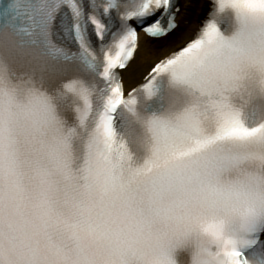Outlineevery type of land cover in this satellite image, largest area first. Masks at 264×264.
<instances>
[{"label":"clouds","instance_id":"obj_1","mask_svg":"<svg viewBox=\"0 0 264 264\" xmlns=\"http://www.w3.org/2000/svg\"><path fill=\"white\" fill-rule=\"evenodd\" d=\"M221 3L111 138L90 78L68 91L0 41V264H223L264 229V139L221 138L231 113L264 124V11Z\"/></svg>","mask_w":264,"mask_h":264},{"label":"snow or ice","instance_id":"obj_2","mask_svg":"<svg viewBox=\"0 0 264 264\" xmlns=\"http://www.w3.org/2000/svg\"><path fill=\"white\" fill-rule=\"evenodd\" d=\"M228 2L238 6L235 0H222L221 8ZM195 6L207 9V19L213 0H197ZM191 7L193 0H183L179 9L176 0H11L0 2V41L18 53L17 59L43 65L53 81H68L64 85L68 91L78 87L74 75L90 78L91 87L79 84L97 98L102 131L111 138L120 107L136 103L138 88L125 98L122 72L138 50L137 29L157 40L175 37L176 47L161 59L179 63L192 49L182 41L177 17ZM245 8L264 11V0H248ZM205 35L212 41L218 33L210 26ZM192 43L199 47L202 42ZM159 62L153 64L142 86L158 71ZM81 69H88L90 76ZM225 137L264 139V124L250 128L239 113H231L222 126L221 138ZM222 254L223 264H264V229L253 226L229 239Z\"/></svg>","mask_w":264,"mask_h":264},{"label":"bare ground","instance_id":"obj_3","mask_svg":"<svg viewBox=\"0 0 264 264\" xmlns=\"http://www.w3.org/2000/svg\"><path fill=\"white\" fill-rule=\"evenodd\" d=\"M178 2L181 5L183 0H178ZM196 2L197 0H193V7L185 11L183 15L177 17L182 41L184 42H187L196 32L206 16L207 9L200 11L195 6ZM175 47V37L152 42L142 35L134 60L122 73L126 91L141 84L153 64L162 57L167 56ZM145 58H150V61L146 62Z\"/></svg>","mask_w":264,"mask_h":264}]
</instances>
